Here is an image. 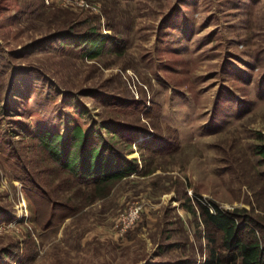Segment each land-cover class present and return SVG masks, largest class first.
Wrapping results in <instances>:
<instances>
[{"label": "rangeland", "instance_id": "1", "mask_svg": "<svg viewBox=\"0 0 264 264\" xmlns=\"http://www.w3.org/2000/svg\"><path fill=\"white\" fill-rule=\"evenodd\" d=\"M92 31L115 52L59 37ZM75 124L136 160L104 197L26 134ZM0 136V264H203L188 206L264 216V0H0Z\"/></svg>", "mask_w": 264, "mask_h": 264}, {"label": "trees", "instance_id": "2", "mask_svg": "<svg viewBox=\"0 0 264 264\" xmlns=\"http://www.w3.org/2000/svg\"><path fill=\"white\" fill-rule=\"evenodd\" d=\"M67 35L73 41L62 40L63 45L70 43L81 46L85 43L84 49L90 57L102 51L112 52L118 43L116 38L101 36L94 31L83 34L62 32L59 37L63 39ZM105 45H108L107 48ZM26 134L38 141L52 162L76 185L89 188L90 197H104L115 182L137 170L136 160L122 156L114 143L100 131H85L75 124L64 134L38 129ZM115 138L113 133L111 139ZM3 141L4 137L0 136V150L9 164L14 165L9 150L1 148ZM253 152L259 157L258 161L264 164V143L256 144ZM258 177L264 181V170L258 172ZM28 188L30 191L36 190L31 186ZM31 195L29 192L28 199H31ZM31 202L34 208L36 203ZM210 205L212 210L197 199L195 205L188 206L193 215L198 214L205 227L221 233L217 247L213 244L214 238L207 236L213 246L209 249L210 257L203 264H264V216L257 214L253 217L244 208L229 211L220 209L214 202H210ZM8 256L7 253L3 254V257Z\"/></svg>", "mask_w": 264, "mask_h": 264}, {"label": "built area", "instance_id": "3", "mask_svg": "<svg viewBox=\"0 0 264 264\" xmlns=\"http://www.w3.org/2000/svg\"><path fill=\"white\" fill-rule=\"evenodd\" d=\"M139 209L140 207L137 205L130 206L125 212L120 215L119 224L123 230L130 228L135 223L140 213Z\"/></svg>", "mask_w": 264, "mask_h": 264}]
</instances>
